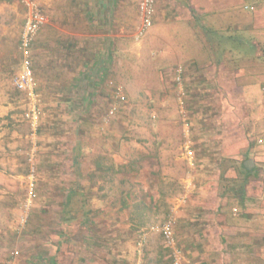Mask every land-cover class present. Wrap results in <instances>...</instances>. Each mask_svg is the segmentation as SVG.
Returning <instances> with one entry per match:
<instances>
[{
    "label": "rangeland",
    "instance_id": "rangeland-1",
    "mask_svg": "<svg viewBox=\"0 0 264 264\" xmlns=\"http://www.w3.org/2000/svg\"><path fill=\"white\" fill-rule=\"evenodd\" d=\"M99 1L38 0L51 24L46 41L38 34L32 48L36 130L26 117L29 98L14 86L19 53L6 69L21 8H0L8 41L0 73V264H170L157 230L169 216L177 233L182 212L191 219L181 241L212 231L215 219L207 218L216 206L196 199L200 173L234 191L246 183L243 158L264 162V54L238 42L244 61L226 55L233 15L200 18L182 0H158L154 24L137 39L139 0H127V24L114 0H104V17L96 15ZM258 38L264 43V32ZM225 59L258 76L233 80ZM33 164L37 196L27 208ZM88 226L94 239H85Z\"/></svg>",
    "mask_w": 264,
    "mask_h": 264
},
{
    "label": "crops",
    "instance_id": "crops-1",
    "mask_svg": "<svg viewBox=\"0 0 264 264\" xmlns=\"http://www.w3.org/2000/svg\"><path fill=\"white\" fill-rule=\"evenodd\" d=\"M106 1L110 2L109 0ZM114 3L122 9V15L119 16V21H124V24L129 23V13L127 15L124 14V8L126 5L128 6L129 1L114 0L113 4ZM184 3L189 6L190 11H193L195 8L198 11L199 16H209L211 13H213V15L221 13L233 15L231 30L234 34L230 35V40L233 41V45L230 48H233L231 49V55L233 54L235 60H241V62L244 61V54L242 53L240 57H238L237 54L236 47L238 46V42L241 46H245L247 49L249 48V45H252L258 56L264 54L263 40L258 38L260 34L262 35L264 32V0H260L256 4H254L253 1L248 2L245 0H184ZM5 4L13 5L15 6V9L21 8L22 22L24 24L25 9L20 1L0 0V8L3 6L5 8ZM107 5L110 6V3H107ZM249 5H254L255 9L253 11L250 10L247 7ZM103 6L104 0H100L95 4L96 15L105 16L102 11ZM249 13H252L253 15ZM84 14H87V10ZM243 15L246 16L243 17ZM250 16L254 17V19L250 20ZM81 22L86 24L87 21L81 20ZM49 23L48 16L47 24L39 32L40 41L42 42L46 41V38H43L47 36V31H49L51 24ZM70 27L74 29V26ZM22 28L20 30V35ZM55 28L59 27L55 25ZM253 30L258 33L255 32L254 35L250 36L249 34L253 32ZM243 31L249 33H246L248 38L250 36L254 40L259 41V44L258 42L252 41L251 44H249L250 40L248 41L247 37L242 35ZM20 35L16 41L14 53L10 55L7 67L5 66L6 69L10 67V62L13 59H17L18 53L21 57V52H19ZM6 37V33H3L0 28V73L5 70L2 68V63L7 64L8 61V41ZM208 60H210L209 57ZM216 62L215 59L210 60L211 66L209 67L216 66ZM223 62L228 61L225 60ZM223 65H225V72L229 73V77L233 80L254 78L258 76L245 66H240V64L238 67H230L227 63ZM215 77H218V74L213 78ZM240 87L242 93H244V90L246 89L244 83H241ZM227 124H230V122L225 123L224 125L226 126ZM251 158L253 159V156H251ZM262 158L264 157L262 156ZM244 159L247 160L250 158H243V164L245 162ZM254 161L255 166L251 169L252 172L249 174L245 172L244 178L246 183L243 189L235 188L234 191H230V189L226 187V184H223L222 186H214L213 175L210 176L208 171L206 173H200V179L202 180L199 181L201 186H199L200 194L196 197L197 202L203 203L207 208H214L216 206L217 214L215 218L214 216L213 218H207L208 220H215H213V224L211 222L212 231H206L203 234L204 237L200 234L201 241L208 240V243L201 242L202 245L200 246V249L197 248V252H192V256L196 261L202 262L203 264H264V164L260 165L255 159ZM242 163L241 169L245 171L242 167ZM233 173L236 178L237 172L235 167H233ZM228 175L230 177L233 176L232 169L229 170ZM256 201H258V203ZM224 209L229 212L231 211V213H225ZM184 230L185 229L182 230V235H184L182 237H187L188 234L187 232L185 233ZM194 238L198 239V236L192 234L191 239L194 240Z\"/></svg>",
    "mask_w": 264,
    "mask_h": 264
},
{
    "label": "built area",
    "instance_id": "built-area-1",
    "mask_svg": "<svg viewBox=\"0 0 264 264\" xmlns=\"http://www.w3.org/2000/svg\"><path fill=\"white\" fill-rule=\"evenodd\" d=\"M25 9L24 24L20 35V52L21 63L14 77V86L23 92L27 98H29V109L26 112V117L31 122L32 128L36 130L39 125V117L41 114L40 108V94L38 91V81L34 71L33 65V52L36 37L39 32L48 22V16L38 2V0H19ZM155 0H139L140 5V25L137 28L136 38L139 39L145 35L147 30L154 24V18L156 15V8L154 6ZM250 10H254L253 5L247 6ZM184 69L182 65H179L176 70V79L178 81L182 78ZM117 94L119 101L125 100V95L121 93L120 88H117ZM117 108V104H114L111 108V113ZM187 156L192 159L193 151L191 146L187 150ZM36 166L33 164L30 168L28 188L29 193L27 197L26 207H30L33 199L37 196L36 190ZM184 199L182 203H184ZM181 203V204H182ZM236 213V212H235ZM174 217L170 216L167 220L163 221L161 225L157 227V230L161 233L163 240L173 248L174 261L173 264H193L183 252V249L177 245L175 237V222Z\"/></svg>",
    "mask_w": 264,
    "mask_h": 264
},
{
    "label": "trees",
    "instance_id": "trees-1",
    "mask_svg": "<svg viewBox=\"0 0 264 264\" xmlns=\"http://www.w3.org/2000/svg\"><path fill=\"white\" fill-rule=\"evenodd\" d=\"M157 1L158 0H155V3H154V6H155V8L157 7ZM182 1H184V0H182ZM138 6H139V11H140V5H139V3H138ZM204 16V15H203ZM203 16H199L200 18L201 17H203ZM249 44H251V40L249 41ZM229 48V47H228ZM225 53H226V55H228L229 54V56L231 57V49L229 48V50L228 51H225ZM226 60V59H225ZM226 61H228V59L226 60ZM227 63V65H229V63L228 62H226ZM239 66V64H236L235 66H230V67H238ZM114 105V104H113ZM118 107L119 106H117V108L116 109H118ZM41 123V122H40ZM192 151L194 152V149H192ZM245 160V159H244ZM263 164H264V162H263ZM242 167L244 168V170H245V172L247 173V174H249L250 172H252L251 170H249L243 163H242ZM236 213H238V212H236ZM185 213H183V215L181 214L180 215V217H181V221H179V222H177V224L179 223L181 226L183 225V224H185V227H181V229H180V231H179V233H177V231H176V227H174V229H175V237H176V242H177V245H178V247L180 246L182 249H183V252H184V254L186 255V257H188L189 258V260L193 263V264H203L202 262H198V261H196L195 260V258H193V256H192V252H197V251H195V249H200V244H201V236H200V234L198 233V234H196L195 233V235H197L198 236V239L197 238H194V242H189V241H187V240H182L183 242H185V243H189V247L190 248H195L194 250H192V249H189L187 246H186V244L185 243H183L182 241H181V239H183V238H185V237H182V236H184V235H182L183 234V232H182V230L183 229H188L190 226H189V222H191V219L190 218H185ZM170 217V216H169ZM168 217V218H169ZM167 218V219H168ZM166 219V220H167ZM175 220V219H174ZM174 222H176V220L174 221ZM92 230V228L91 227H89L88 226V230L86 231V235H85V239L86 238H90V239H92L91 238V236L92 235H94V234H91L90 232H92L91 231ZM184 232L186 233V230H184ZM192 234H194V232H192ZM188 236V235H187ZM181 237V238H180ZM94 239V238H93ZM164 246L166 247V249L168 250V260H169V262H170V264H173V261H174V254H173V248L170 246V245H168L165 241H164ZM197 249V250H198ZM199 256V255H198ZM185 263V262H184ZM183 263V264H184Z\"/></svg>",
    "mask_w": 264,
    "mask_h": 264
},
{
    "label": "water",
    "instance_id": "water-1",
    "mask_svg": "<svg viewBox=\"0 0 264 264\" xmlns=\"http://www.w3.org/2000/svg\"><path fill=\"white\" fill-rule=\"evenodd\" d=\"M244 165H245L249 170H251V169L255 166V161H254L252 158L247 159V160H245Z\"/></svg>",
    "mask_w": 264,
    "mask_h": 264
},
{
    "label": "clouds",
    "instance_id": "clouds-1",
    "mask_svg": "<svg viewBox=\"0 0 264 264\" xmlns=\"http://www.w3.org/2000/svg\"><path fill=\"white\" fill-rule=\"evenodd\" d=\"M249 6H251V5H249ZM254 6V5H253ZM255 7V6H254ZM235 213V212H234Z\"/></svg>",
    "mask_w": 264,
    "mask_h": 264
}]
</instances>
